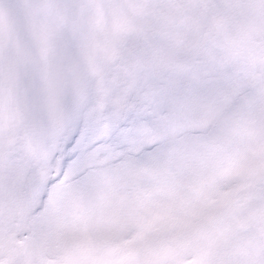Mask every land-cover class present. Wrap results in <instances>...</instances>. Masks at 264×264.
<instances>
[{
    "label": "snow or ice",
    "instance_id": "obj_1",
    "mask_svg": "<svg viewBox=\"0 0 264 264\" xmlns=\"http://www.w3.org/2000/svg\"><path fill=\"white\" fill-rule=\"evenodd\" d=\"M0 264H264V0H0Z\"/></svg>",
    "mask_w": 264,
    "mask_h": 264
}]
</instances>
